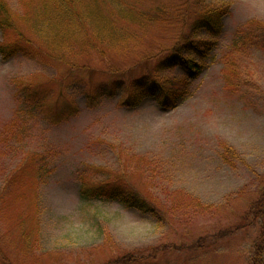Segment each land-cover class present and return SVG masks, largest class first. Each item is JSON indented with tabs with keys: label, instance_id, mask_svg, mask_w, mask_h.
<instances>
[{
	"label": "rangeland",
	"instance_id": "obj_1",
	"mask_svg": "<svg viewBox=\"0 0 264 264\" xmlns=\"http://www.w3.org/2000/svg\"><path fill=\"white\" fill-rule=\"evenodd\" d=\"M4 1L31 37L22 20L33 0ZM202 1L129 0L150 20L118 23L130 42L106 56L81 52L79 71L44 53L0 57V264H118L126 255L121 264H264L251 261L264 225L250 208L264 203V0ZM204 6L228 15L177 109L154 98L124 106L121 91L90 102V86L151 73ZM12 33L0 29V44ZM184 75L166 74L177 87ZM16 80L65 91L77 112L55 118L56 97L50 114L23 110ZM225 146L235 168L223 161ZM84 180L130 185L155 202L159 222L90 199Z\"/></svg>",
	"mask_w": 264,
	"mask_h": 264
},
{
	"label": "trees",
	"instance_id": "obj_2",
	"mask_svg": "<svg viewBox=\"0 0 264 264\" xmlns=\"http://www.w3.org/2000/svg\"><path fill=\"white\" fill-rule=\"evenodd\" d=\"M201 3L204 4L205 1L201 0ZM125 4L131 3L129 0H33L29 4L27 21L25 18L22 20L32 34L27 37L19 30L7 3L0 0V29L4 33L12 31L15 36L13 41L0 44V57L7 60L20 54L34 59L37 54L44 53L51 60L62 63L73 71H79L82 64H79L78 56L81 52L96 49L106 56L107 50H115L119 45L130 42L128 36L118 30V23L124 21L129 25L140 26L145 20H150L146 18V14L142 15L141 11ZM227 12L228 9L224 6H204L197 9L188 32L182 35L177 45L155 65L151 73L136 78L129 84L114 80L110 84L90 86L86 96L90 102H94L103 95L114 96L115 92L121 91L125 95L122 101L124 106L136 108L147 98H154L166 111L177 109L189 96L192 82L204 72L205 61L209 59ZM203 33L206 39H203ZM178 68L185 74L179 87L166 76L168 72ZM16 88L22 99V109L34 115L50 114L53 97L58 98L61 105L59 112L54 114L55 118H68L77 112L75 100L63 90L52 96V89L46 90L47 87L34 85L29 80H16ZM236 159L239 160L233 149L225 146L224 163L235 168ZM35 161V158L30 160L31 164ZM17 172L18 170L12 174L10 172L4 186L9 184ZM82 183L85 186V180ZM260 183L264 186V179H260ZM83 190V194H87L90 199L120 203L128 210H136L159 222L161 213L155 202L134 191L128 184L117 181L97 182L90 187L85 186ZM250 208L254 222L264 225V203L253 204ZM253 248L251 261L264 260L263 229L257 245L255 243ZM127 257L126 255L122 260ZM122 260L115 261L121 264Z\"/></svg>",
	"mask_w": 264,
	"mask_h": 264
}]
</instances>
